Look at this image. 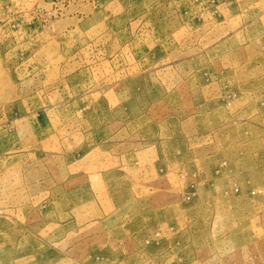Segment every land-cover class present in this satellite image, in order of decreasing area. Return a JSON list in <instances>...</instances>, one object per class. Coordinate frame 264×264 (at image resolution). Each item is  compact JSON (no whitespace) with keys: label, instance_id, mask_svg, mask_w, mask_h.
<instances>
[{"label":"rangeland","instance_id":"obj_1","mask_svg":"<svg viewBox=\"0 0 264 264\" xmlns=\"http://www.w3.org/2000/svg\"><path fill=\"white\" fill-rule=\"evenodd\" d=\"M0 264H264V0H0Z\"/></svg>","mask_w":264,"mask_h":264}]
</instances>
